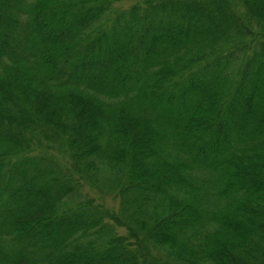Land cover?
<instances>
[{"label": "trees", "instance_id": "16d2710c", "mask_svg": "<svg viewBox=\"0 0 264 264\" xmlns=\"http://www.w3.org/2000/svg\"><path fill=\"white\" fill-rule=\"evenodd\" d=\"M115 1L0 0V264H264V0Z\"/></svg>", "mask_w": 264, "mask_h": 264}, {"label": "rangeland", "instance_id": "374dc122", "mask_svg": "<svg viewBox=\"0 0 264 264\" xmlns=\"http://www.w3.org/2000/svg\"><path fill=\"white\" fill-rule=\"evenodd\" d=\"M143 0H116L114 2L116 9L129 8L131 5L135 3H139ZM254 28L257 30H263V26L257 22L253 23ZM52 156L56 157L57 160L63 165L67 166L70 163V159L60 153L57 149H48L47 150ZM38 152V151H37ZM84 191L91 195L95 200L101 203L105 208L109 210L111 214H121L120 213V200L117 196L112 192H107L104 186H99L98 184L91 182H84ZM117 234L130 235L129 230L126 226H123L119 223L115 224ZM130 241H136V238L133 236H129ZM149 258L154 262V264H177L173 259L167 256L166 252L160 250L158 247L153 245L152 243H147L146 246ZM179 264V263H178Z\"/></svg>", "mask_w": 264, "mask_h": 264}]
</instances>
